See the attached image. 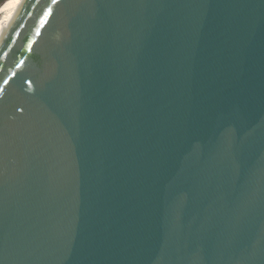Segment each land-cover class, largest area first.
I'll use <instances>...</instances> for the list:
<instances>
[{"label": "water", "instance_id": "water-1", "mask_svg": "<svg viewBox=\"0 0 264 264\" xmlns=\"http://www.w3.org/2000/svg\"><path fill=\"white\" fill-rule=\"evenodd\" d=\"M0 264H264V0H23Z\"/></svg>", "mask_w": 264, "mask_h": 264}, {"label": "bare ground", "instance_id": "bare-ground-1", "mask_svg": "<svg viewBox=\"0 0 264 264\" xmlns=\"http://www.w3.org/2000/svg\"><path fill=\"white\" fill-rule=\"evenodd\" d=\"M20 4V3H19ZM19 4L16 2V0H12L6 9L2 12L0 15V36L2 31L6 28V26L9 24L14 12L16 11Z\"/></svg>", "mask_w": 264, "mask_h": 264}, {"label": "snow or ice", "instance_id": "snow-or-ice-1", "mask_svg": "<svg viewBox=\"0 0 264 264\" xmlns=\"http://www.w3.org/2000/svg\"><path fill=\"white\" fill-rule=\"evenodd\" d=\"M16 2L19 4V3H23V0H16ZM59 2V0H51V3L52 4H57ZM0 6H2V7H7L8 5L7 4H5L4 2H3V0H0ZM52 13V9L51 8H48L46 11H45V13H44V18H47L50 14ZM44 23V20L42 19L41 20V24H43ZM41 33H40V31L38 30L37 31V35H40ZM5 55H8L7 53H5ZM23 63V62H22ZM18 68L21 66L20 64H17L16 65ZM16 74L15 73H13V76H15ZM4 83L5 84H7L8 83V80H5L4 81ZM27 83H29V84H31V81H27Z\"/></svg>", "mask_w": 264, "mask_h": 264}, {"label": "rangeland", "instance_id": "rangeland-1", "mask_svg": "<svg viewBox=\"0 0 264 264\" xmlns=\"http://www.w3.org/2000/svg\"><path fill=\"white\" fill-rule=\"evenodd\" d=\"M12 0H3V2L5 3V4H9L10 2H11ZM6 9V7H2V6H0V15L2 14V12L4 11Z\"/></svg>", "mask_w": 264, "mask_h": 264}]
</instances>
